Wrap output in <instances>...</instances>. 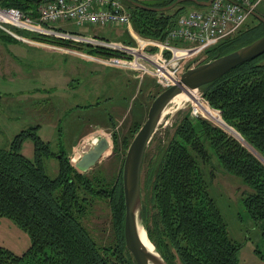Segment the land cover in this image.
<instances>
[{
  "label": "trees",
  "instance_id": "obj_1",
  "mask_svg": "<svg viewBox=\"0 0 264 264\" xmlns=\"http://www.w3.org/2000/svg\"><path fill=\"white\" fill-rule=\"evenodd\" d=\"M137 1L164 6L174 0ZM124 3L134 30L160 40L185 10V2L158 11ZM0 6L24 12L31 9L36 15L34 0H0ZM261 28L264 24L257 20L205 52L227 53L262 35ZM21 33L90 54H108L104 48L68 39ZM0 37L9 36L0 30ZM199 89L248 146L211 122L185 113L163 142L158 140L145 150L141 222L148 239L168 264H237L241 244L230 237L209 183L216 169L239 178L244 186L241 205L259 228L264 244V52ZM36 126L19 131L7 145L0 146V216L13 218L30 237L29 247L21 254L0 245V264H136L124 244L121 170L111 179L98 172L80 173L63 149L58 155L51 152L49 142L34 133ZM110 134L113 151L125 150V137L119 142L117 132L112 130ZM27 136L35 143L32 159L20 151ZM42 156L57 158L54 177L44 172ZM98 199L106 201L111 213L113 242L109 245L99 244L83 222Z\"/></svg>",
  "mask_w": 264,
  "mask_h": 264
},
{
  "label": "rangeland",
  "instance_id": "obj_2",
  "mask_svg": "<svg viewBox=\"0 0 264 264\" xmlns=\"http://www.w3.org/2000/svg\"><path fill=\"white\" fill-rule=\"evenodd\" d=\"M183 6L185 9L199 8L191 2H185ZM255 11L264 15V0L258 2ZM256 23L257 20L249 16L241 29ZM60 28L87 36L97 34L109 40L135 44L124 26H79L64 22ZM130 28L138 33L132 24ZM260 30L259 34L263 33L264 29ZM213 57L212 52L201 53L190 59L186 65H182L179 73ZM143 78V81L139 78L136 80L123 71L48 46L22 42L13 36L7 39L0 37V146L7 145L19 131L37 125L34 133L49 142L51 152L58 155L60 149H63L71 165L76 168L85 150L80 146L81 143L86 144L88 137L98 133L99 136H107L109 148L85 173L90 175L98 172L99 175L111 179L122 169L127 146L145 120L151 101L165 88L150 75ZM195 92L192 93L191 100L184 101L177 107L172 103L167 104L169 111L161 116L146 149L152 148L158 140L163 142L174 129L176 121L185 113L195 116L192 110L196 100L206 104L223 120L220 111L211 107L202 97L200 89H195ZM196 116L241 141L239 133L226 121L223 120L236 134L203 112ZM104 124L107 127L97 126ZM112 130L119 134V142L125 137V150H118V153L113 151L110 134ZM86 131L88 132L78 141ZM20 151L27 158L34 157L35 143L30 136L23 139ZM42 162L44 172L54 177L58 167L57 158L42 156ZM214 172L209 191L227 223L230 237L241 244L236 253L237 264H264V244L259 228L253 225L241 205V191L244 186L234 175L219 169ZM96 201L83 222L99 244L109 245L113 242L111 213L106 201ZM0 245L21 254L29 247L30 237L13 218L0 216Z\"/></svg>",
  "mask_w": 264,
  "mask_h": 264
},
{
  "label": "built area",
  "instance_id": "obj_3",
  "mask_svg": "<svg viewBox=\"0 0 264 264\" xmlns=\"http://www.w3.org/2000/svg\"><path fill=\"white\" fill-rule=\"evenodd\" d=\"M34 1V16L31 9L24 12L17 7L0 6V30L22 42L48 46L108 67L132 72L139 79L150 75L159 85L167 87L178 80L182 65L237 33L260 0H211L206 6L185 9L177 16L174 26L161 41L142 37L130 28L131 15L124 0ZM60 22H72L79 26H124L135 44L63 30L57 27ZM23 31L101 47L108 54H90L75 47L55 43L51 45L48 41H37L24 35L21 33ZM199 112L202 111L193 104L192 114L196 116ZM100 137L95 133L85 140L88 143L86 146L85 142L80 146L86 150Z\"/></svg>",
  "mask_w": 264,
  "mask_h": 264
},
{
  "label": "water",
  "instance_id": "obj_4",
  "mask_svg": "<svg viewBox=\"0 0 264 264\" xmlns=\"http://www.w3.org/2000/svg\"><path fill=\"white\" fill-rule=\"evenodd\" d=\"M130 4L147 10H168L182 2H192L197 6H206L211 0H174L164 6H149L137 0H125ZM251 16L264 24V16L255 10ZM264 52V33L254 40L224 54H216L208 61L183 70L178 80L165 87L151 101L146 118L133 135L127 146L121 169L122 191L124 199L123 237L125 248L136 264H168L153 246L154 252L148 251L139 239V229L145 228L141 222V167L148 142L153 134L164 108L172 97L181 91L195 90L211 82L237 65L250 60ZM239 135V134H238ZM244 142L242 137L239 136ZM247 145V144H246ZM248 146V145H247ZM109 140L101 136L80 156L76 169L85 173L105 154ZM153 245V244H152Z\"/></svg>",
  "mask_w": 264,
  "mask_h": 264
},
{
  "label": "bare ground",
  "instance_id": "obj_5",
  "mask_svg": "<svg viewBox=\"0 0 264 264\" xmlns=\"http://www.w3.org/2000/svg\"><path fill=\"white\" fill-rule=\"evenodd\" d=\"M192 93H196L195 90H189V91H181L178 94H176L174 97H172V99L170 100L169 103H172L174 106H179L182 102L187 101V100H191L192 99ZM197 95V94H196ZM195 105L205 114H207L208 116H210L211 118H213L214 120H216V122L218 124H220L221 126L226 127L230 132H233L234 134H236V132L234 130H232L231 128H229L220 118L217 114H215L213 111H211L206 105H204L201 101L196 100L194 101ZM170 109V108H169ZM169 110H167V108L165 107L163 110V114H165L166 112H168ZM172 112V111H171ZM162 114V115H163ZM167 114V113H166ZM88 143L85 144V146ZM139 239L141 241V243L145 246V248L148 251L154 252V248L153 245L151 243V241L148 239L146 232L144 231V229H139Z\"/></svg>",
  "mask_w": 264,
  "mask_h": 264
},
{
  "label": "crops",
  "instance_id": "obj_6",
  "mask_svg": "<svg viewBox=\"0 0 264 264\" xmlns=\"http://www.w3.org/2000/svg\"><path fill=\"white\" fill-rule=\"evenodd\" d=\"M62 24H64V22H60V25H59V23L57 24V27H61V25ZM123 27V26H122ZM125 28V27H124ZM63 29V28H62ZM126 29V28H125ZM63 30H66V29H63ZM76 32V31H75ZM114 69H117V68H114ZM117 70H119V71H123V72H125V73H127V74H129L130 75V77H132V78H134V79H136V80H138L137 78L138 77H136L132 72H129V71H125V70H121V69H117ZM147 76V75H146ZM145 77V76H144ZM145 78H142V81L144 80ZM141 82V81H140ZM99 128H105V127H107V124H104V125H97ZM88 131H86V132H84L81 136H80V139H78V141L79 140H81V137L82 136H84V134H86Z\"/></svg>",
  "mask_w": 264,
  "mask_h": 264
}]
</instances>
